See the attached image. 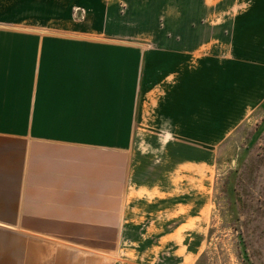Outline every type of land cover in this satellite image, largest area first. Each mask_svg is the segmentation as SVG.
Listing matches in <instances>:
<instances>
[{
	"label": "crops",
	"instance_id": "obj_1",
	"mask_svg": "<svg viewBox=\"0 0 264 264\" xmlns=\"http://www.w3.org/2000/svg\"><path fill=\"white\" fill-rule=\"evenodd\" d=\"M241 4L222 54L0 27V264H113L143 123L211 145L264 101V0Z\"/></svg>",
	"mask_w": 264,
	"mask_h": 264
},
{
	"label": "rangeland",
	"instance_id": "obj_2",
	"mask_svg": "<svg viewBox=\"0 0 264 264\" xmlns=\"http://www.w3.org/2000/svg\"><path fill=\"white\" fill-rule=\"evenodd\" d=\"M242 2L0 0V27L89 31L142 47L197 36L222 54ZM141 128L109 263L264 264V101L211 145L184 143L145 122Z\"/></svg>",
	"mask_w": 264,
	"mask_h": 264
}]
</instances>
